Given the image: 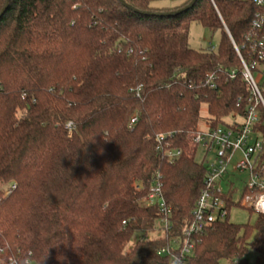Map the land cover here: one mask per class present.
Here are the masks:
<instances>
[{"label":"trees","instance_id":"obj_1","mask_svg":"<svg viewBox=\"0 0 264 264\" xmlns=\"http://www.w3.org/2000/svg\"><path fill=\"white\" fill-rule=\"evenodd\" d=\"M124 1L132 8L120 0H10L0 16V264H169L160 249L192 221L207 173L193 140L202 105L214 127L242 113L250 86L234 44L247 55L264 6L196 0L159 15L146 13L191 0ZM192 22L220 29L218 47H190ZM259 128L264 134V113ZM161 134L181 149L175 160L158 150ZM156 179L171 228L147 238L163 215L158 204L141 203ZM238 205L228 199L229 211ZM186 264H264V214L254 224L230 214L214 222Z\"/></svg>","mask_w":264,"mask_h":264},{"label":"built area","instance_id":"obj_2","mask_svg":"<svg viewBox=\"0 0 264 264\" xmlns=\"http://www.w3.org/2000/svg\"><path fill=\"white\" fill-rule=\"evenodd\" d=\"M255 3L264 6V0H255ZM251 24L252 31L246 38L247 55L243 56L240 47L234 44L243 65V77L250 86V94L244 102L242 113H232L225 118V122L215 127L205 119L204 127H198L193 135L198 149L204 150L202 163L207 167V173L204 187L192 211V221L184 229L183 236L173 238L169 245L159 251L169 256V264H186L194 252L196 237L202 235L214 222L222 221L230 214L228 199L232 198L235 202L236 192L230 180L232 176L247 173L241 200L237 203L258 214H264V134L259 128L264 113V12L257 13ZM235 74L233 70L232 77ZM140 89L141 85L137 91ZM242 102L238 98L237 106L241 107ZM136 121L137 117L133 115L130 125ZM68 126L71 127L72 123ZM165 137L162 134L157 136V148L168 159L175 160L182 151L171 145ZM224 185H228L229 190L225 191ZM134 187L137 191L144 189L140 182H136ZM141 203L158 204L163 214L159 219L163 232L171 228V210L166 204L159 180L151 182ZM6 264L18 263L10 258ZM24 264L34 263L26 260Z\"/></svg>","mask_w":264,"mask_h":264},{"label":"rangeland","instance_id":"obj_3","mask_svg":"<svg viewBox=\"0 0 264 264\" xmlns=\"http://www.w3.org/2000/svg\"><path fill=\"white\" fill-rule=\"evenodd\" d=\"M181 0H160L154 3L155 6H173L176 3H179ZM221 38V30L216 29V30H211L208 27L202 25L201 23L198 22H192L190 25V30H189V46L195 49H209L210 47L217 48L220 42ZM201 115L202 118L199 122L198 127L203 128L205 124V118L208 116V111H207V104L204 103L202 105V110H201ZM204 150L203 149H198L197 155H196V160L198 162H203L204 161ZM247 179V173H240V175L236 174L230 178L231 182L233 183V186L236 188L235 189V194H234V200L235 202H238L241 200V194H242V189L244 187V182ZM225 191L229 190L228 185H224ZM258 213L250 210L246 207H243L241 205L238 206H233L232 209L230 210V220L233 223L236 224H254L256 219H257ZM163 225L160 220H158L156 224V228L153 231H149L146 233L147 238H155L159 237L163 233ZM141 234H136L134 238L132 239V242L139 238ZM247 259L251 262L255 261L257 257V252L250 248L249 252L247 253Z\"/></svg>","mask_w":264,"mask_h":264},{"label":"water","instance_id":"obj_4","mask_svg":"<svg viewBox=\"0 0 264 264\" xmlns=\"http://www.w3.org/2000/svg\"><path fill=\"white\" fill-rule=\"evenodd\" d=\"M124 5L130 7L124 0H120ZM196 0H191V2L186 5L185 7L181 8V9H178L176 11H171V12H168V13H162V12H155V13H152V12H148L146 14H159V15H176V14H179L181 12H184V11H187L188 9L192 8L195 4ZM10 3V0H6V3H5V6L3 7L2 11L0 12V16L4 13V11L7 9L8 5ZM132 8V7H130ZM228 31V30H227Z\"/></svg>","mask_w":264,"mask_h":264}]
</instances>
